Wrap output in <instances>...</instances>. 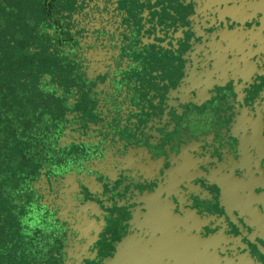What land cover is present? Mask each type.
<instances>
[{
	"label": "flooded vegetation",
	"instance_id": "1",
	"mask_svg": "<svg viewBox=\"0 0 264 264\" xmlns=\"http://www.w3.org/2000/svg\"><path fill=\"white\" fill-rule=\"evenodd\" d=\"M90 3L44 264H264V0Z\"/></svg>",
	"mask_w": 264,
	"mask_h": 264
},
{
	"label": "trees",
	"instance_id": "2",
	"mask_svg": "<svg viewBox=\"0 0 264 264\" xmlns=\"http://www.w3.org/2000/svg\"><path fill=\"white\" fill-rule=\"evenodd\" d=\"M57 1L0 0V225L21 248L13 264H44L55 253L41 183L73 161L77 141L72 112L79 62L72 37L64 36L55 18ZM30 5L35 8L23 10ZM45 45L57 62L71 65L70 73L43 69Z\"/></svg>",
	"mask_w": 264,
	"mask_h": 264
},
{
	"label": "rangeland",
	"instance_id": "3",
	"mask_svg": "<svg viewBox=\"0 0 264 264\" xmlns=\"http://www.w3.org/2000/svg\"><path fill=\"white\" fill-rule=\"evenodd\" d=\"M23 7V6H21ZM35 8V5H30L28 7H23L24 9H29V8ZM31 8V9H32ZM56 11V15L57 13L59 15H64V13L72 10V12L76 13L78 16L82 17L79 21H76L75 23L69 25L68 27L71 28V30L75 33V35H83V33L87 32H83L85 29H81V27L83 26V24H85L87 22V17H88V12L91 10V3L90 0H62L61 1V8L59 6L55 7L54 9ZM25 12V11H24ZM43 19L45 21L48 20V18L44 15ZM41 53L42 55L45 57L44 60L42 61V66L43 69L49 70H56L54 73L52 72V74L55 75H61V74H68L71 72L72 68L71 65H62V61L61 62H57V59L55 58L56 53L53 49L49 48L48 45L45 46H41ZM50 71V70H49ZM77 81H80V78L77 77L76 79ZM100 81H104V79L100 78ZM70 85V83H65V85ZM86 90V88H84ZM85 93V92H84ZM84 93L82 94V96L79 98L78 101V107L76 108L77 112L80 113V120H85V119H89V120H98V117H94L90 110L87 109V104L91 103L89 100V97H87V94L84 95ZM99 121V120H98ZM50 183L49 180H47L45 182V187H49ZM47 196V193H46ZM43 196H41L42 198ZM13 241H9L7 238V235H5V233H3V230L1 228L0 225V264L6 263V264H13L15 263L18 259L14 258L16 256H18V252L20 251V247L18 249H16L17 247V242L15 244H13ZM12 242V243H11ZM49 252V251H48ZM22 254V252H20ZM20 254V255H21ZM3 261V262H2Z\"/></svg>",
	"mask_w": 264,
	"mask_h": 264
}]
</instances>
